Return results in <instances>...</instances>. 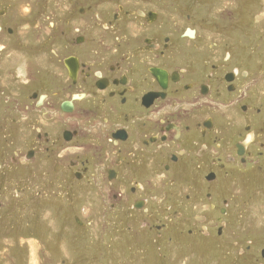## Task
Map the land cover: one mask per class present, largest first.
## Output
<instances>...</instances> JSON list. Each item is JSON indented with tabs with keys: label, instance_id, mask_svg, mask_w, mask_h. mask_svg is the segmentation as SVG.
Returning <instances> with one entry per match:
<instances>
[{
	"label": "flooded vegetation",
	"instance_id": "flooded-vegetation-1",
	"mask_svg": "<svg viewBox=\"0 0 264 264\" xmlns=\"http://www.w3.org/2000/svg\"><path fill=\"white\" fill-rule=\"evenodd\" d=\"M124 5L105 29L137 25L131 38L115 36V56L101 54L91 33L89 40L63 32L50 51L58 56L52 69L47 52L36 60L23 50L24 60L7 63L0 56L12 81L5 88L0 77V193L46 212L51 204L64 217L80 213L77 189L89 188L103 214H120V229L140 252L127 254L142 264H177L165 262L173 251L162 233L168 225L183 256L178 264H264V59L255 60L256 39L250 34L241 47L238 38L214 61L197 57L191 14L179 32L163 34L158 8ZM11 6L0 0V55L8 38L28 47ZM179 57L184 67L175 65ZM74 223L89 229L79 216Z\"/></svg>",
	"mask_w": 264,
	"mask_h": 264
},
{
	"label": "rangeland",
	"instance_id": "rangeland-1",
	"mask_svg": "<svg viewBox=\"0 0 264 264\" xmlns=\"http://www.w3.org/2000/svg\"><path fill=\"white\" fill-rule=\"evenodd\" d=\"M8 1L15 5L10 8V11L14 13L12 19L19 20L17 22L18 31L15 26V33L22 35L21 39L28 47L21 49L19 44L14 42V38H8L7 40H10L11 43L7 50L0 55L4 57L1 59L5 63H7V59L21 58L24 60L27 54L22 53L23 50L35 53L36 60H39L40 57L43 58L40 53L47 52L46 68L52 69L57 66L58 56L50 57V51L58 49V45L63 40V36H60L61 32L64 35L69 34L70 38L76 33H82L88 36L89 40L94 39L93 36H89L91 33L97 36L96 39H101V42L96 46L102 51L101 54H105L106 51V56H115L121 50V48H117L116 39H122L121 37L124 36H126L125 39L131 38L132 27L137 25L135 21H130L131 29L127 26V30L121 29L117 33L105 29L106 21L112 19V14L117 12L118 4H126L127 6L124 5L125 9H134L141 5H146V8H158L160 19L158 26L163 34L171 33L172 29L179 32L187 23L185 16L191 14L195 20V29L198 34L196 40L198 47H192L191 54L197 57H208L214 61L217 53L231 50L232 43L237 42L238 38L241 40L239 45L244 47L247 42L245 37L251 34L256 39L255 41L253 39L252 42L249 40L252 46L253 43H257L255 45L256 62H263L264 59V0H95V2L84 0L83 3L81 0ZM88 5H93L92 9L99 13L97 18L91 16L93 11L91 9L89 13L80 12V8ZM26 9L28 11L25 13ZM70 16L73 20L68 21L67 18ZM173 21L176 23H172ZM51 22L53 27H51ZM249 22L252 26L250 33L247 32L249 28L245 26V23ZM170 23H172L171 27ZM75 29L80 30L76 32ZM173 34L177 35L176 32ZM259 34H262L263 38H258ZM0 39H5L3 34ZM45 43L46 45L39 46ZM185 48L187 45H184ZM196 50L199 51L195 52ZM67 53L65 52V54ZM8 55L11 57L9 58ZM183 60L179 57L177 60L179 62L175 65L184 67ZM14 63L19 64V62ZM10 74L11 72L8 70L0 71L1 82L5 88L12 85V81L9 79ZM231 128L232 126L229 127V129ZM77 190L81 198L80 201L77 199L79 206H75V210H79L80 213L64 217L54 214L50 210L51 204H48L46 212L43 208L39 210L40 203H23L17 199L16 202L7 201L6 192H1L0 264H142L141 261L136 260V256L128 255L131 251L138 255L140 252L137 245L130 242V237L126 239V231L123 232L120 229V214L113 209L108 215L103 214L100 202L93 198V190L84 187ZM10 193L12 194V191ZM55 205L59 206L60 204ZM79 207L80 209H78ZM74 216L82 218L89 229H81L82 225L75 224ZM41 218L47 221V225L40 226ZM149 221L156 223L161 219L154 218ZM138 224H140L139 220L133 224V227L135 228V225ZM75 228H79V230ZM31 231L34 234H29ZM162 233L166 236L165 243H170L173 250L171 253L168 251L164 253L166 255L165 262L175 257V262L180 263L183 256L175 251L179 248L177 236L169 230V225ZM45 237H48L49 241L44 242ZM185 240L190 241L187 236ZM140 242L143 243V241ZM141 243L139 244L140 248L142 247ZM186 243L188 242L184 244ZM129 256L134 257L135 261H132ZM188 258L193 260V256Z\"/></svg>",
	"mask_w": 264,
	"mask_h": 264
},
{
	"label": "bare ground",
	"instance_id": "bare-ground-1",
	"mask_svg": "<svg viewBox=\"0 0 264 264\" xmlns=\"http://www.w3.org/2000/svg\"><path fill=\"white\" fill-rule=\"evenodd\" d=\"M180 2V1H179ZM183 2V1H182ZM184 3V2H183ZM162 21V20H161ZM167 183V182H166ZM195 208V207H194Z\"/></svg>",
	"mask_w": 264,
	"mask_h": 264
}]
</instances>
